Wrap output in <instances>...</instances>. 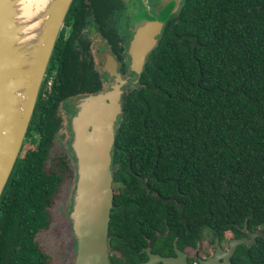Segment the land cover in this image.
<instances>
[{"label": "trees", "instance_id": "trees-1", "mask_svg": "<svg viewBox=\"0 0 264 264\" xmlns=\"http://www.w3.org/2000/svg\"><path fill=\"white\" fill-rule=\"evenodd\" d=\"M164 22L120 95L114 122L109 168L119 186L111 189L106 228L112 264L144 255L143 232L162 230L152 244L169 250L172 239L194 244L203 228L220 238L264 221V0H180ZM58 34L49 55L60 61L51 77L45 68L0 191V264L46 263L35 233L48 225L63 175L73 172L58 153L45 163L56 104L99 88L86 66L74 82ZM143 175L154 193L143 189ZM229 259L264 264V235L237 242Z\"/></svg>", "mask_w": 264, "mask_h": 264}, {"label": "water", "instance_id": "water-1", "mask_svg": "<svg viewBox=\"0 0 264 264\" xmlns=\"http://www.w3.org/2000/svg\"><path fill=\"white\" fill-rule=\"evenodd\" d=\"M17 0H0V191L20 148L36 95L45 73L52 44L57 37L70 0H48L43 21L26 39L25 22L16 18ZM164 19H146L135 24L126 52L128 68L137 75L149 49L155 45ZM33 35V36H34ZM112 81L101 91L76 98L69 116V144L74 155V182L67 216L74 239L72 264H110L106 228L111 205L110 147L114 122L120 113L123 79L106 65ZM135 80V79H134ZM264 230L232 236L222 248L214 236L212 254L199 258L201 264H230L229 255L237 242L250 243ZM150 239H148V244ZM160 255L146 249L147 257L129 264H189L184 252ZM159 259L160 263L155 260ZM191 264V263H190Z\"/></svg>", "mask_w": 264, "mask_h": 264}, {"label": "flooded vegetation", "instance_id": "flooded-vegetation-1", "mask_svg": "<svg viewBox=\"0 0 264 264\" xmlns=\"http://www.w3.org/2000/svg\"><path fill=\"white\" fill-rule=\"evenodd\" d=\"M179 2L180 0H70L69 7H67L64 13L58 31L60 32L58 34V45H61L63 47L62 49L65 48L66 50L65 54L67 55L64 58H67L70 63V70L74 82L78 83L75 80L83 76V69L86 66L89 70V76L92 77V81H97L99 88L91 92L78 91L67 95L65 99L57 102L56 107L61 102L65 105L68 103L70 106L69 110H71L68 114L67 123L70 114L74 111V104L77 97L87 92L93 93L108 87L112 81V75H109L106 69L109 60L113 64L112 70L117 71L124 80L120 86L122 92V86L126 81L124 77L127 76L128 72L132 73L135 77V74L128 68L129 56L126 52V46H128L135 24L146 19L156 18L165 20L166 16L169 18L176 12ZM164 24L165 22L162 24L159 33L155 36L156 40ZM96 44L98 46H93ZM50 58L47 66H49L48 71L51 77L55 74L54 68L60 60L59 56ZM65 61L62 62L65 63ZM143 179H146V175L142 176L141 183L143 189L154 193V187ZM118 186L119 179L117 177L112 179L111 176V189H114V193L117 192ZM158 218L161 219L160 221L157 219V222L160 223L163 220V215H160ZM254 229L264 230V221L262 224L256 225L253 228H243V232L237 235L231 234L229 230L224 231L220 238L217 234H214L212 237L208 234L207 237H203L204 239L201 237L196 239L194 244L185 243L182 246H178L175 240L172 239L169 250L165 246H155V244H152V238L156 233L162 232V230L156 229L150 236L143 232L146 239L145 245L142 246L144 255L136 260H129L126 264L145 259L147 257L146 249L160 255H174V247L184 252V258L189 264H201L199 258H203L213 252L214 236L217 237V242L220 247L226 248L230 237L242 234L248 235L249 231ZM148 239H150L149 244ZM203 242H206L209 248L205 249L202 253L200 249L203 248ZM110 252L111 250L107 243V258L109 263L112 264L108 257ZM155 262L160 263V260L156 259Z\"/></svg>", "mask_w": 264, "mask_h": 264}, {"label": "rangeland", "instance_id": "rangeland-1", "mask_svg": "<svg viewBox=\"0 0 264 264\" xmlns=\"http://www.w3.org/2000/svg\"><path fill=\"white\" fill-rule=\"evenodd\" d=\"M93 46L98 45L96 44ZM124 79L126 81L122 86L121 94L131 87L135 78L132 73L128 72ZM69 107L68 103L65 105L61 102L55 108V112L58 117V125L54 131L53 140L48 148L45 163L48 162L51 156L58 153L66 158L67 164L73 169L74 155L69 144V121L67 123L68 114L71 110H69ZM31 132L34 131L32 130ZM27 144L28 142H24L23 146ZM74 174L75 169H73V172L70 175H63L61 184L59 185L57 191L53 194L52 200L48 205V225L44 228H40L35 233L40 247L49 254L45 264H72L75 244L73 234L70 229V219L67 216V213L70 208ZM208 234L209 232L207 229L203 228L201 238L204 239ZM205 243H202L203 248L200 249L202 253L205 249L209 248L208 244Z\"/></svg>", "mask_w": 264, "mask_h": 264}, {"label": "bare ground", "instance_id": "bare-ground-1", "mask_svg": "<svg viewBox=\"0 0 264 264\" xmlns=\"http://www.w3.org/2000/svg\"><path fill=\"white\" fill-rule=\"evenodd\" d=\"M48 0H17L15 3L16 18H19L21 22H25L26 39L34 38L33 32L42 23L44 8L47 7ZM34 35V36H33Z\"/></svg>", "mask_w": 264, "mask_h": 264}]
</instances>
